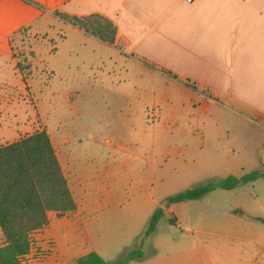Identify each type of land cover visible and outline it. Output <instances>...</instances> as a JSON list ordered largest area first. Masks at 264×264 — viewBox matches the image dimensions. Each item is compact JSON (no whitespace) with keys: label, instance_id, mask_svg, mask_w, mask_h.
Returning a JSON list of instances; mask_svg holds the SVG:
<instances>
[{"label":"rangeland","instance_id":"374dc122","mask_svg":"<svg viewBox=\"0 0 264 264\" xmlns=\"http://www.w3.org/2000/svg\"><path fill=\"white\" fill-rule=\"evenodd\" d=\"M19 37L21 41L14 43L15 55L20 71L30 78L25 81L29 87L18 85L16 99L11 102H7L9 90H0V146L46 130L62 161L68 153L74 159V170L82 176L83 185H97V194L118 197L113 202L122 218L138 220L155 208L162 209L156 232L143 249V259L129 264H239L226 244L233 242L232 231L244 221L226 211L233 203L247 211L254 204L264 216V179L235 193L219 190L198 201L173 202L172 198L237 172H263L264 153L229 155V140L238 146L254 142L252 138H207L208 131L226 135L229 127L239 133L246 129L232 120L227 122L229 112L222 108L206 110L186 93L172 91L175 101H163L159 78L134 66L128 67V73L125 61L119 58L117 67L108 62L106 67H93L99 58L87 59L84 64L80 54L70 56L59 42H46L37 46L34 64L27 32ZM53 45L58 48L54 54ZM252 133L264 136L262 131ZM105 138H111L112 143L104 144ZM211 158L213 166L207 163ZM230 158L232 163L228 164ZM235 161H242L243 168L236 167ZM65 174L70 180L75 176L68 169ZM88 220L92 225L78 228L84 241L81 252L65 248L61 264H77V258L105 244L126 243L129 227L117 230L106 221L109 227L102 232L98 225L101 215L94 213ZM263 233L264 228L257 234ZM136 241L116 255L103 253L102 259L114 264L134 248ZM4 244L0 230V247Z\"/></svg>","mask_w":264,"mask_h":264},{"label":"crops","instance_id":"0c3cea01","mask_svg":"<svg viewBox=\"0 0 264 264\" xmlns=\"http://www.w3.org/2000/svg\"><path fill=\"white\" fill-rule=\"evenodd\" d=\"M59 14L101 15L110 19L117 27L115 44L87 34ZM23 31L29 37L34 64L38 59L37 46L46 42H59L70 56L80 54L84 64L87 59L99 58V62H91L93 67H106L107 62L117 67V58L122 59L128 73V67L134 66L163 82V101H175L172 91H178L188 94L206 110L222 108L229 112L226 121L237 122L246 130L239 133L235 127H229L226 135L208 131L207 138H252L255 142L235 146L236 142L229 140L230 156L238 152L264 153V136L252 133L264 132V0H194L191 4L187 0H0V90H9L7 102L16 99L13 97L18 85L29 87L25 81L30 78L20 71L15 55L14 43L21 41L19 35ZM56 46L53 45L52 54L58 50ZM124 84L126 90L127 83ZM106 141L112 143L111 138L102 139L104 144ZM58 158L65 173L66 169L74 172L72 180L66 176L78 210L64 217L49 213V226L33 234L40 252L49 249V241L55 243V251L47 254L44 264H61L62 256L70 248L81 252L84 241L78 228L92 225L88 216L94 213L101 215L98 225L102 232L109 227V221L117 230L129 227L130 234L124 236L125 244H105L88 255L96 253L102 258L103 253L116 255L120 249L131 248L159 209L155 208L147 217H131L127 221L113 202L118 200L117 196L97 194V185H83L69 153L63 161L59 155ZM231 161L230 158L228 164ZM207 163L213 166L214 159ZM235 164L243 168L242 161ZM236 175L231 176H244L241 172ZM226 212L244 221L232 231L233 242L226 244L231 256L239 264H264V233L257 234L264 228L263 214L257 212L254 204L247 211L233 203ZM86 236L92 238L88 230Z\"/></svg>","mask_w":264,"mask_h":264},{"label":"trees","instance_id":"16d2710c","mask_svg":"<svg viewBox=\"0 0 264 264\" xmlns=\"http://www.w3.org/2000/svg\"><path fill=\"white\" fill-rule=\"evenodd\" d=\"M59 15L105 43L113 45L116 42L117 27L108 18ZM263 178L264 171H254L242 177L230 176L188 190L172 201L202 200L219 189L234 191ZM77 210L69 180L46 130L0 146V230L5 237V244L0 247V264H21V258L31 253L33 234L49 226V213L56 212L59 217H64ZM163 212L159 209L153 215L134 248L114 264L143 259L145 244L156 232ZM78 264L108 263L98 254L90 253L79 259Z\"/></svg>","mask_w":264,"mask_h":264},{"label":"built area","instance_id":"2783aa9c","mask_svg":"<svg viewBox=\"0 0 264 264\" xmlns=\"http://www.w3.org/2000/svg\"><path fill=\"white\" fill-rule=\"evenodd\" d=\"M194 0H187L189 4L193 3ZM31 253L23 258H21V264H33L34 261L38 262L39 264H44V259L46 258L47 254L52 253L55 251V243L53 241L48 242L49 249L46 251H38L33 236L31 239Z\"/></svg>","mask_w":264,"mask_h":264},{"label":"water","instance_id":"95a60500","mask_svg":"<svg viewBox=\"0 0 264 264\" xmlns=\"http://www.w3.org/2000/svg\"><path fill=\"white\" fill-rule=\"evenodd\" d=\"M194 188H192L191 190H193Z\"/></svg>","mask_w":264,"mask_h":264}]
</instances>
